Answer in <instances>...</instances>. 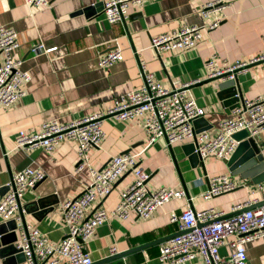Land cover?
Masks as SVG:
<instances>
[{
    "label": "crops",
    "instance_id": "0c3cea01",
    "mask_svg": "<svg viewBox=\"0 0 264 264\" xmlns=\"http://www.w3.org/2000/svg\"><path fill=\"white\" fill-rule=\"evenodd\" d=\"M50 1L49 9L34 10L25 0H0V25L18 32L15 57L23 60L22 69L32 77L24 86L23 97L6 108L0 106V190L27 165L46 174L25 192L15 216L0 217V222L18 218L27 226L39 228L49 240L61 241L67 233L64 202L78 197L89 185L90 168L101 169L113 156L128 152L141 153L138 162L150 174L148 185L152 191L161 187L185 188L192 199L189 196L172 199L147 219L107 220L87 243L95 264H166L159 259L160 246L165 241L129 251L177 233L178 225L170 220L173 211L182 212L191 204L197 211L215 208L231 214L239 203L264 199V182L255 184L250 177L232 175L229 160L210 155L193 165L184 149L193 140L170 146L166 139L160 138L148 144L145 117L129 120L106 117L102 142L89 150L90 167L81 171L76 169L80 155L75 141L65 140L51 152L26 151L15 144L19 131H35L45 121L57 118L70 123L106 112L119 95L142 85L139 59L164 87L171 88L174 82L191 83L186 97L194 98L206 111V122L199 128L213 125L208 131H215L223 119L231 116L233 106L227 107L219 99L218 84L222 79L208 78L206 63L215 56L216 65L224 68L264 54V0H230L231 5L212 14L211 19L221 17V24L215 29L203 28L195 47L164 51L161 56L150 47L152 37L185 25L208 23L211 19L204 17L201 9L211 0H145L141 6L130 9L124 23L113 24L104 18L107 0ZM90 7L93 10H88ZM116 41L122 48L123 60L109 68L101 67L100 57ZM40 43L45 49H56L34 51ZM3 60L4 55L0 54V63ZM238 81L244 97L255 99L264 94V64L251 65L238 74ZM225 173L238 183V188L206 199L209 178ZM258 173L263 175L264 169ZM133 179V170L122 175L110 195L89 206L87 216L97 208L114 209ZM4 195L0 192V201ZM112 247L119 254H127L112 256L109 253ZM229 252L228 246L221 248L223 255ZM3 253L0 251V264H28L17 254L13 255V261L7 262ZM247 256V264H264V235L247 244ZM197 263L201 264L200 258Z\"/></svg>",
    "mask_w": 264,
    "mask_h": 264
},
{
    "label": "built area",
    "instance_id": "2783aa9c",
    "mask_svg": "<svg viewBox=\"0 0 264 264\" xmlns=\"http://www.w3.org/2000/svg\"><path fill=\"white\" fill-rule=\"evenodd\" d=\"M34 10L51 7L50 0H25ZM145 0H107L104 3V18L110 23H124L133 6H141ZM230 0H211L202 6L204 17L211 19L214 12L223 11ZM222 22L221 17L211 19L206 24L185 25L178 29L153 36L150 47L158 56L164 51L191 49L202 38V29H215ZM19 47L18 32L11 27L0 25V106L8 107L26 94L24 86L32 79L30 73L22 69L23 60L16 58ZM56 47L45 49L42 43L34 51L51 52ZM124 58L117 41L99 59V65L109 68ZM264 64V54L249 60H238L227 67L219 68L216 58L208 59L206 66L208 78L222 77L236 79L238 74L251 65ZM142 85L115 99L114 106L106 112L93 113L70 123H62L54 118L43 122L35 131L21 130L15 144L26 151L43 149L53 151L65 140L75 141L78 145L80 161L77 171L89 165V150L97 147L105 135L103 123L106 117L115 116L121 120L145 117L148 144L164 138L168 145L193 140L195 152L203 160L214 155L229 160L237 149L240 140L234 134L246 130L249 137L256 138L264 150V94L255 99L243 96L239 91V101L233 105L231 116L223 119L215 131L196 132L194 121L206 114L205 109L194 98L186 97L191 83L174 82L171 88L164 87L147 64L139 59ZM141 153H123L113 156L103 169L90 168L91 182L75 199L63 204L66 235L59 242L49 240L37 227L19 223L17 247L22 250L28 264H95L87 243L97 228L112 217L128 220L132 217L149 218L156 210L172 199L189 196L185 188L161 187L152 191L148 185L150 174L139 164ZM134 171L132 183L123 191L117 205L111 211L97 208L89 216V206L98 198H105L112 192L115 182L128 171ZM46 177L45 171L31 166L18 170L11 182L10 189L0 201V217L15 216L21 208L25 192L34 188ZM209 189L204 193L206 199L233 191L238 183L230 174H220L209 178ZM191 200L192 197L189 196ZM230 215L224 210L209 208L197 211L191 204L182 212L173 211L172 223L178 225V234L163 242L159 259L166 264H247V244L264 235V199H249L232 208ZM228 246L227 255L221 248ZM110 255L119 254L115 247Z\"/></svg>",
    "mask_w": 264,
    "mask_h": 264
},
{
    "label": "water",
    "instance_id": "95a60500",
    "mask_svg": "<svg viewBox=\"0 0 264 264\" xmlns=\"http://www.w3.org/2000/svg\"><path fill=\"white\" fill-rule=\"evenodd\" d=\"M88 10H93V8H89ZM87 11V10H86ZM222 77L213 78L214 80L222 79V81L218 84L219 91L218 97L225 106L230 107L235 105L239 101V97L237 96L240 91L238 78L236 79H226ZM205 121L204 117H200L194 121V126L196 132H201L203 130H208L213 125L206 126L205 128H199L200 124ZM206 122V121H205ZM248 132L246 130H241L234 134V137L237 140H240V143L230 157L228 161V165L232 175L241 174L244 178L250 177L255 184H261L264 182V174L258 173L260 169H264V155L261 148V143L254 137H249ZM195 142L186 144L184 149L187 153L190 161L193 165H196L200 162V156L195 152ZM106 166V165H105ZM104 166V167H105ZM103 167V168H104ZM101 168V169H103ZM131 172V170H130ZM261 174V175H260ZM10 189V185L5 186L0 190L3 194L7 193ZM239 211L233 212L230 215H234ZM22 221V224H26V222ZM19 220L18 218H11L7 221L3 220L0 222V251L6 257L7 262L13 261L15 258L14 254H17V258H21L22 256L26 259L24 253L20 248L17 247L18 239H19ZM179 232L174 233L168 237L157 239L156 241L147 243L145 245H141L132 251L145 249L153 244L160 243L168 240L169 238L177 235ZM127 253H120L119 256L125 255ZM3 255V256H4ZM103 262V261H102Z\"/></svg>",
    "mask_w": 264,
    "mask_h": 264
}]
</instances>
